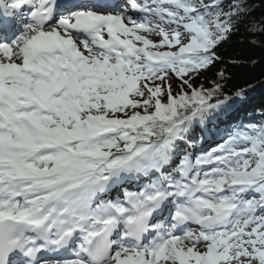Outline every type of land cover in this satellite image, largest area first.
Returning <instances> with one entry per match:
<instances>
[{"label": "snow or ice", "instance_id": "obj_1", "mask_svg": "<svg viewBox=\"0 0 264 264\" xmlns=\"http://www.w3.org/2000/svg\"><path fill=\"white\" fill-rule=\"evenodd\" d=\"M253 14L0 0V264H264V107L205 76Z\"/></svg>", "mask_w": 264, "mask_h": 264}, {"label": "trees", "instance_id": "obj_2", "mask_svg": "<svg viewBox=\"0 0 264 264\" xmlns=\"http://www.w3.org/2000/svg\"><path fill=\"white\" fill-rule=\"evenodd\" d=\"M251 2L254 14L250 19L257 20L264 17V4H261V0H251ZM222 49L220 55L227 64L217 65L206 73L207 80L214 79V73L219 68H227L230 75L227 84L229 89L251 86L247 103L234 108L226 123L261 122L259 110L264 107V35L250 34L242 26L240 32L223 45ZM233 61L236 62V66H232ZM173 87L175 88V84Z\"/></svg>", "mask_w": 264, "mask_h": 264}, {"label": "rangeland", "instance_id": "obj_3", "mask_svg": "<svg viewBox=\"0 0 264 264\" xmlns=\"http://www.w3.org/2000/svg\"><path fill=\"white\" fill-rule=\"evenodd\" d=\"M153 39H156V37H153Z\"/></svg>", "mask_w": 264, "mask_h": 264}]
</instances>
